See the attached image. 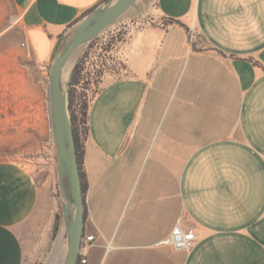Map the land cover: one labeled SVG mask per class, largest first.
Listing matches in <instances>:
<instances>
[{
    "label": "crops",
    "instance_id": "obj_1",
    "mask_svg": "<svg viewBox=\"0 0 264 264\" xmlns=\"http://www.w3.org/2000/svg\"><path fill=\"white\" fill-rule=\"evenodd\" d=\"M105 1L13 0L43 75ZM121 25L111 62L124 75L88 109L91 264H264V0H140L110 31ZM57 185L0 161V264L45 258ZM178 224L196 234L190 251L162 244Z\"/></svg>",
    "mask_w": 264,
    "mask_h": 264
},
{
    "label": "rangeland",
    "instance_id": "obj_2",
    "mask_svg": "<svg viewBox=\"0 0 264 264\" xmlns=\"http://www.w3.org/2000/svg\"><path fill=\"white\" fill-rule=\"evenodd\" d=\"M17 15L13 0H0V161L27 165L39 175L42 183H48L52 176L57 177L47 88L50 74L43 75L33 57L20 46L21 29L16 24ZM124 26L125 29L116 37H111L108 29L77 50L80 55L75 66L80 65L79 98L82 103L85 98L90 103L105 83L124 75L121 71L125 67L123 64L119 70L113 73L107 71L105 75L97 69L103 53L114 49L128 33L129 27ZM67 42V39L62 41L58 52ZM56 196L59 213L62 200L58 185ZM62 231L56 237L53 235L49 250L40 264H48L54 257L57 259L63 254L67 243L65 241V247L59 245Z\"/></svg>",
    "mask_w": 264,
    "mask_h": 264
},
{
    "label": "water",
    "instance_id": "obj_3",
    "mask_svg": "<svg viewBox=\"0 0 264 264\" xmlns=\"http://www.w3.org/2000/svg\"><path fill=\"white\" fill-rule=\"evenodd\" d=\"M140 0H106L85 16L67 39L52 62L48 85V102L51 130L55 146L56 173L60 192L61 227L67 243L61 264H78L85 225V198L82 191L80 170L76 153L75 135L69 110V78L64 79L65 69L84 45L90 44L103 32L113 27ZM64 253V252H63Z\"/></svg>",
    "mask_w": 264,
    "mask_h": 264
},
{
    "label": "built area",
    "instance_id": "obj_4",
    "mask_svg": "<svg viewBox=\"0 0 264 264\" xmlns=\"http://www.w3.org/2000/svg\"><path fill=\"white\" fill-rule=\"evenodd\" d=\"M122 29H125L124 25H121L119 28L110 31L111 37H116ZM125 37V35H123ZM22 47H25V43H22ZM102 49V45H101ZM122 67V64H112L111 62V51H105L103 56L101 57V63L97 65V69L102 71L104 75L107 71L115 72ZM123 67L121 68V70ZM83 74V72H82ZM73 96L72 101L69 104L70 116L71 120L73 119L75 122V129L77 132V136L80 141H85L87 135L84 133L81 124H80V117H81V106L82 101L79 98V84L73 86ZM87 99V98H85ZM89 102V101H88ZM95 240V236L92 235H85L83 234L82 239V246L80 251V262L81 264H86V256L89 249L90 242ZM197 237L193 230H188L183 228L181 225H177L173 228L171 234L162 242L164 246H169L173 248L175 251L183 252V251H190L196 243Z\"/></svg>",
    "mask_w": 264,
    "mask_h": 264
},
{
    "label": "trees",
    "instance_id": "obj_5",
    "mask_svg": "<svg viewBox=\"0 0 264 264\" xmlns=\"http://www.w3.org/2000/svg\"><path fill=\"white\" fill-rule=\"evenodd\" d=\"M95 8H93L92 10H90L89 12H87L85 14V16L89 15ZM79 63L77 64V66L75 67L74 70V74L72 75V77L70 78L69 81V104L72 101V96H73V86L79 84V77H78V72H79ZM70 106V105H69ZM88 109H89V102L87 99L83 100L82 106H81V117L79 119L81 127L84 131V133L88 136L89 133V129H88ZM72 126H73V130H74V135H75V145H76V153H77V159H78V164H79V170H80V179H81V185H82V191H83V195L85 198V194L88 188V184H87V180H86V176L85 173L83 172V159H84V143L85 141H80V139L77 136V132L75 129V122L72 119ZM86 140V138H85ZM87 217V212H86V207H85V220ZM61 212L56 214V220H55V226H54V237H56L60 231V225H61ZM91 250H89L87 256H86V264H91L90 261V255H91ZM95 250V249H94ZM96 251V250H95ZM97 252L101 253L102 250H98ZM78 264H81L80 259L78 261ZM95 264V263H94Z\"/></svg>",
    "mask_w": 264,
    "mask_h": 264
},
{
    "label": "bare ground",
    "instance_id": "obj_6",
    "mask_svg": "<svg viewBox=\"0 0 264 264\" xmlns=\"http://www.w3.org/2000/svg\"><path fill=\"white\" fill-rule=\"evenodd\" d=\"M79 55H80V52L76 51L75 54L73 55V57L71 58V60L69 61L68 65L65 69L64 79H67L70 76V74H71V72H72V70H73V68H74V66H75V64L79 58Z\"/></svg>",
    "mask_w": 264,
    "mask_h": 264
}]
</instances>
